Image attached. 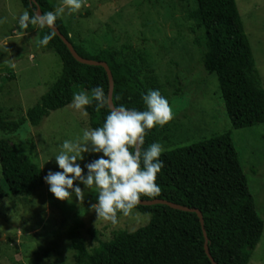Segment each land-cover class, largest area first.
<instances>
[{
  "label": "rangeland",
  "instance_id": "rangeland-1",
  "mask_svg": "<svg viewBox=\"0 0 264 264\" xmlns=\"http://www.w3.org/2000/svg\"><path fill=\"white\" fill-rule=\"evenodd\" d=\"M49 3L60 6L62 0ZM235 4L264 88V0H235ZM195 8V0H84L78 12L66 9L61 19L85 58L110 50L119 61L132 63L146 85L155 79L156 90L173 108V119L163 126L159 142L164 152L232 132L248 192L264 224V124L231 129L217 79L203 70L201 51L194 42L203 39V30L190 18ZM24 11L20 0H0L4 21L0 23V110L13 121L39 103L62 72L58 56L39 46V26L19 27L18 17ZM73 91L84 90L74 87ZM69 105L51 112L37 127L26 123L18 130L0 132V140H9L18 154L28 155L43 178L49 171H61L54 157L62 143L89 128L88 117ZM92 155L85 154L82 168ZM95 203L91 189L85 191L84 201L74 195L69 202L58 201L45 182L28 195L7 196L0 201V264H77L68 238L77 220L84 225L79 236L87 253L98 244L86 229L95 230L101 242H109L118 232H134L149 222V215L132 210L129 216L119 215L113 225L97 219ZM248 264H264V229Z\"/></svg>",
  "mask_w": 264,
  "mask_h": 264
},
{
  "label": "trees",
  "instance_id": "trees-1",
  "mask_svg": "<svg viewBox=\"0 0 264 264\" xmlns=\"http://www.w3.org/2000/svg\"><path fill=\"white\" fill-rule=\"evenodd\" d=\"M20 0L24 10L36 14L53 11L48 0ZM190 13L203 39L195 40L201 51V64L206 74L215 76L224 109L232 130L264 124V88L244 33L235 0H195ZM55 27L82 58L83 49L69 39L61 18ZM49 33L40 29L39 40ZM56 54L62 64L57 81L42 96L39 103L17 120L5 119L0 110V132L18 130L29 123L39 126L51 112L67 107L73 88L90 91L103 86L108 95V79L101 67L77 63L55 34L44 47ZM104 62L113 80L112 103L145 110L142 96L156 90L150 78L146 85L132 63L119 61L116 52L101 51L96 58ZM119 97V99H117ZM89 128L101 126L106 109L88 107ZM163 127H155L145 136V145L160 142ZM232 132L199 141L186 148L166 151L160 159L164 163L156 183L161 192L155 197H141V201L163 200L200 212L197 215L180 212L167 206H136L133 210L149 215V222L134 232H118L109 242H101L93 229L85 232L98 244L87 253L79 231L84 225L77 220L68 238L75 251L77 264H211L204 245L215 264H248L263 234L264 224L257 214L247 181L232 143ZM93 154L87 163L97 159ZM42 171L28 155L18 154L7 139L0 140V201L7 196L28 195L43 186ZM122 213L118 214L121 215ZM205 234V235H204Z\"/></svg>",
  "mask_w": 264,
  "mask_h": 264
},
{
  "label": "clouds",
  "instance_id": "clouds-1",
  "mask_svg": "<svg viewBox=\"0 0 264 264\" xmlns=\"http://www.w3.org/2000/svg\"><path fill=\"white\" fill-rule=\"evenodd\" d=\"M83 3L84 0H62L59 7L43 14L25 10L18 17L19 27L48 28L49 33L39 40V46L46 47L55 35L56 21L63 17L65 10L78 12ZM142 100L145 110L111 103L104 87L99 85L90 91L73 93L69 107L81 117L89 116L87 109L93 103L96 111L106 109L107 115L101 126L86 128L81 136L65 140L60 146L54 160L61 171H49L44 178L58 201L69 202L73 195L76 200L84 201L85 191L91 189L96 193L92 209L97 219L116 225L118 214L129 216L142 196L160 194L156 180L164 167L160 157L165 149L159 142L145 148V136L153 128L168 124L173 119V108L159 90H149ZM85 154H95L98 158L82 168L80 162Z\"/></svg>",
  "mask_w": 264,
  "mask_h": 264
},
{
  "label": "water",
  "instance_id": "water-1",
  "mask_svg": "<svg viewBox=\"0 0 264 264\" xmlns=\"http://www.w3.org/2000/svg\"><path fill=\"white\" fill-rule=\"evenodd\" d=\"M29 2H30L31 5H33L35 3L34 0H29ZM36 14H41L39 9H37ZM54 30H55V34L57 35V37L66 46V48L69 51L70 55L73 57V59L77 63H79L81 65H85V66H90V67H101V68L104 69V71L106 73V76H107V79H108V96L110 98V102L112 103L113 80H112V75L110 73V70H109L108 66L106 65V63L98 62V61H92V60H88V59H84V58L80 57L75 52V50L73 49L72 45L59 33V31L55 27V25H54ZM156 205L167 206L170 209L175 210V211L186 212V213H194V214L197 215L199 223H200L201 227L203 228V219H202V216H201L200 212L197 211V210H191V209H188L186 207L175 205L173 203H170V202H167V201H163V200L141 201L138 204V206H142V207H151V206H156ZM204 251H205V254H206L207 258L211 262V264H215L213 262L212 258L210 257V254L208 252V249H207L206 245H204Z\"/></svg>",
  "mask_w": 264,
  "mask_h": 264
},
{
  "label": "crops",
  "instance_id": "crops-1",
  "mask_svg": "<svg viewBox=\"0 0 264 264\" xmlns=\"http://www.w3.org/2000/svg\"><path fill=\"white\" fill-rule=\"evenodd\" d=\"M49 1V0H48ZM55 6V5H54ZM56 8L59 7V6H55Z\"/></svg>",
  "mask_w": 264,
  "mask_h": 264
}]
</instances>
